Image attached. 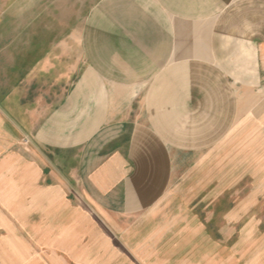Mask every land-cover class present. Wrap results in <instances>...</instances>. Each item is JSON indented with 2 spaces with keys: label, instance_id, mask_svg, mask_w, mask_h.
<instances>
[{
  "label": "crops",
  "instance_id": "obj_1",
  "mask_svg": "<svg viewBox=\"0 0 264 264\" xmlns=\"http://www.w3.org/2000/svg\"><path fill=\"white\" fill-rule=\"evenodd\" d=\"M24 18L0 42V264L173 262L145 228L203 183L192 154L246 136L264 168V0H95L65 39Z\"/></svg>",
  "mask_w": 264,
  "mask_h": 264
},
{
  "label": "rangeland",
  "instance_id": "obj_2",
  "mask_svg": "<svg viewBox=\"0 0 264 264\" xmlns=\"http://www.w3.org/2000/svg\"><path fill=\"white\" fill-rule=\"evenodd\" d=\"M25 1L28 0H0V14L16 18L0 24V42L9 30L13 33L23 31L24 16L32 19V30L41 31L49 40L55 36L65 39L72 26H78L74 22L82 19L95 0H59V7L48 8L40 7V0H32L31 12L26 13ZM263 141L257 137V146L264 145ZM235 143L247 144V137L232 135L217 150L211 147L194 152L190 177L192 180L202 178L203 183L199 188L194 187L189 199L170 202L168 213L148 220L145 229L171 228L169 232L158 233L159 240L162 239L161 253L174 260L167 264H184L179 261L185 259L201 261L205 251L207 264H264V183L260 181L264 168H259L261 164L256 168L240 166L239 159L235 158L237 153L231 151ZM258 154L263 156V150ZM253 170L255 185L248 183L247 178ZM254 190L256 199L248 210L245 198ZM142 234L147 238V231Z\"/></svg>",
  "mask_w": 264,
  "mask_h": 264
}]
</instances>
